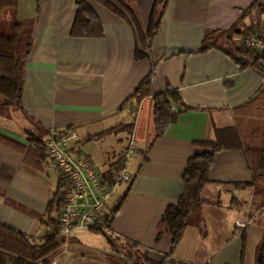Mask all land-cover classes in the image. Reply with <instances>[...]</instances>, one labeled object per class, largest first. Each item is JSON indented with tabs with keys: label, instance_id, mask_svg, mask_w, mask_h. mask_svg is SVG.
<instances>
[{
	"label": "crops",
	"instance_id": "0c3cea01",
	"mask_svg": "<svg viewBox=\"0 0 264 264\" xmlns=\"http://www.w3.org/2000/svg\"><path fill=\"white\" fill-rule=\"evenodd\" d=\"M80 1L97 16L86 28L95 34L73 33ZM155 1L133 0L145 28ZM16 17L30 24L32 47L22 109L11 114L0 99V222L35 243L54 233L50 220L57 213L48 208L61 174L32 145L30 134L45 142L52 129L75 131L70 146L79 145L106 178L128 145L130 133L122 125H132L138 145L128 164L132 179L107 201L110 229H76L39 264H112L115 250L106 234L136 243L163 264H257L263 196L249 186L253 159L244 150L215 155L201 192L200 221L188 224L176 246L160 223L182 196L184 170L204 149L200 142L236 127L249 143L263 137L264 112L247 106L264 88V72L242 67L223 49H201L209 31L237 27L245 34L259 26L264 0H169L142 60L135 57L132 27L95 0H18ZM152 68L150 94L138 100L134 92ZM167 90L180 95L172 103L176 118L155 139L154 96Z\"/></svg>",
	"mask_w": 264,
	"mask_h": 264
},
{
	"label": "trees",
	"instance_id": "16d2710c",
	"mask_svg": "<svg viewBox=\"0 0 264 264\" xmlns=\"http://www.w3.org/2000/svg\"><path fill=\"white\" fill-rule=\"evenodd\" d=\"M95 1L124 19L132 27L136 38V59L148 58L150 43L160 28L169 0L155 1L147 28L143 26L133 0ZM17 6L18 0H0V16L8 10L13 12L10 21L0 19V99L6 106L22 109L25 67L32 47V29L28 22L16 17ZM95 19L97 16L92 6L85 1H80L73 33L75 35L95 34L94 30L86 29L93 27ZM97 25L100 27L98 22ZM238 33L244 34L237 27L229 32L209 31L204 37L201 50L205 51L214 47L223 49L242 67L254 66L264 72V54L252 53L241 43L240 38L239 42L236 41L235 35ZM223 40L226 41L227 46L221 45ZM250 57H253L252 63L249 61ZM152 74L153 68L135 90L133 96H136L138 100L150 94ZM179 100L180 95L177 90H167L154 96L155 139L162 136L166 128L175 120L176 113L172 110V103ZM252 102L250 101L251 104L247 106H250L248 110L255 108L264 112V88L252 99ZM121 129L131 133L132 125H122ZM261 132L262 139L254 144L243 139L241 129L238 127L217 130L214 141L200 142L204 149L188 160L184 170L182 196L177 204L167 207L161 219V231L173 238V246L180 242L188 224L200 221L199 208L203 203L201 192L209 181L214 157L222 150H244L253 159L252 180L249 186H252L257 193L262 191L261 207L264 208V123ZM28 138L40 155L46 157L44 140L33 133ZM64 187L65 182L61 176L59 186L48 208L49 214L57 213V217L50 220L54 233L43 242L35 243L17 229L0 222L2 264H24L28 261L31 264H39L46 256L62 246L64 237L58 233V216L64 198ZM192 216L194 219L190 220ZM110 220L111 217L108 218V225ZM103 232L106 233V231ZM106 235L115 250V255L110 257L112 264H163L162 261L151 260L136 243L114 239L110 234ZM256 258L257 264H264V237L257 247Z\"/></svg>",
	"mask_w": 264,
	"mask_h": 264
},
{
	"label": "built area",
	"instance_id": "2783aa9c",
	"mask_svg": "<svg viewBox=\"0 0 264 264\" xmlns=\"http://www.w3.org/2000/svg\"><path fill=\"white\" fill-rule=\"evenodd\" d=\"M240 39L252 53L264 54V21L242 34ZM249 61L252 63L253 57ZM76 138L77 133L73 130L52 129L44 143L49 159L65 182L58 216V233L65 238L76 229H110L106 213L107 201L121 183L132 179L128 164L138 150L135 136L130 133L120 165L106 178L86 158L79 145L70 146V141Z\"/></svg>",
	"mask_w": 264,
	"mask_h": 264
},
{
	"label": "rangeland",
	"instance_id": "374dc122",
	"mask_svg": "<svg viewBox=\"0 0 264 264\" xmlns=\"http://www.w3.org/2000/svg\"><path fill=\"white\" fill-rule=\"evenodd\" d=\"M13 17V12L11 10L5 11L1 16L0 19L1 20H7L10 21ZM11 114H13L14 112H17V108H13L11 107ZM194 219V217L192 216L190 220ZM120 243V242H119Z\"/></svg>",
	"mask_w": 264,
	"mask_h": 264
}]
</instances>
